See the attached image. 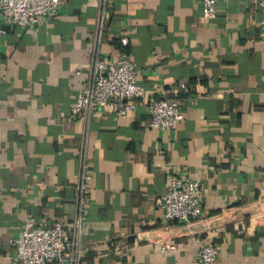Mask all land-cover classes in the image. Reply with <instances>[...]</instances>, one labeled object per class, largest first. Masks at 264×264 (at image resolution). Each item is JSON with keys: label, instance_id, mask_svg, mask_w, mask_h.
Masks as SVG:
<instances>
[{"label": "crops", "instance_id": "obj_1", "mask_svg": "<svg viewBox=\"0 0 264 264\" xmlns=\"http://www.w3.org/2000/svg\"><path fill=\"white\" fill-rule=\"evenodd\" d=\"M95 51L130 55L146 102L184 82L176 127L151 130L143 100L71 116ZM83 162L80 264H196L206 243L216 264H264V7L217 0L208 19L201 0H63L26 28L0 16V264L28 218L73 230ZM172 176L199 183V218L163 219Z\"/></svg>", "mask_w": 264, "mask_h": 264}, {"label": "built area", "instance_id": "obj_2", "mask_svg": "<svg viewBox=\"0 0 264 264\" xmlns=\"http://www.w3.org/2000/svg\"><path fill=\"white\" fill-rule=\"evenodd\" d=\"M264 7V0H250ZM63 0H0V16L8 24L26 28L43 19L54 17ZM217 0H201L205 18H214ZM103 16L100 18V25ZM126 45L127 37L120 39ZM186 88L179 82L170 91L171 96L149 100L145 88L139 83L138 69L131 56L122 53L117 58H107L95 51L91 56L89 80L82 87L70 111L71 116L88 124L92 116L108 107L117 117H124L137 109L139 100L147 105L151 130H171L182 118V106L176 93ZM84 160V159H83ZM90 174L82 163L76 184L77 216L72 228L60 219H26L17 235L10 239L13 254L9 264H80L83 251L79 246L81 223L90 201ZM201 188L197 181L186 176H172L166 192L157 200V208L165 221H188L201 215ZM174 244L164 243L162 252L173 251ZM218 249L211 243L202 245L196 264H216Z\"/></svg>", "mask_w": 264, "mask_h": 264}]
</instances>
